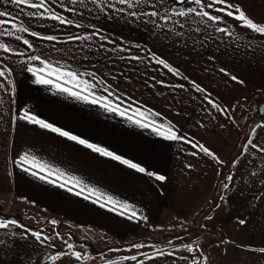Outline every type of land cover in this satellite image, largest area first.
<instances>
[{"label":"snow or ice","instance_id":"snow-or-ice-1","mask_svg":"<svg viewBox=\"0 0 264 264\" xmlns=\"http://www.w3.org/2000/svg\"><path fill=\"white\" fill-rule=\"evenodd\" d=\"M0 5L9 6L0 7V122L7 123L6 135L15 133L23 122L159 182L162 193L168 180L163 171L113 150L104 142H96L92 137L42 118L29 105L19 104L21 82L17 80L16 73L22 72L30 74L25 79H30L34 86L95 106L101 115L107 114L108 119L119 117L123 123L159 138L161 146L175 149L182 171L195 169L201 157L212 161L218 168L225 166L226 161L216 150L184 131L178 119L158 110L151 100L162 99L175 117L190 115L186 109L182 111L181 105L198 104L197 110L205 112L211 119H217L219 115L236 123L235 112L247 104L248 97L236 99L234 103H223L218 96L213 98L210 88L168 53L175 51L180 56L183 51V59L191 60L194 68L205 73L218 72L223 74L222 78L236 85H245V79L219 63L224 45L233 53L243 50L245 55L255 56L259 52L264 58V20L258 21L251 15L244 0H0ZM228 18H233L231 23ZM101 19L105 23H100ZM108 21L140 28L146 39H131L123 32L110 30L106 27ZM236 22L248 30L247 35L236 30ZM43 48L49 51L43 52ZM169 76L173 79L166 78ZM142 88L148 99L144 94L139 98L133 95L141 92ZM259 111H264V108H259ZM195 123L200 128L206 126L202 120ZM220 126L224 127L223 124ZM261 128H264V118L250 125L246 143L241 146L237 157L227 162L232 170L223 176L222 182L218 178L221 203H214V209H221V204L228 206L231 192L238 188L235 177L242 159L248 162V156L256 157L257 152L264 154V144L254 143L257 130ZM7 159L12 166L7 173L10 177L18 168L35 180L64 189L120 217L130 221H149L135 203L106 193L81 177L41 161L34 153V146L25 147ZM260 159L264 161V155ZM257 181L264 189V169L251 172L245 183ZM20 199L26 197L21 196ZM253 200L256 206L264 202V191L254 193ZM212 211L213 206H210L203 219L212 220ZM236 221L241 226L247 224L240 216ZM47 223L56 226V230H45L44 226L34 228L15 218L0 216V229L7 230L6 235L10 232L12 243L8 247H16L17 241L30 247L33 260L38 264H84L91 260L92 253L80 250L72 240L71 232L64 234L58 230L59 220L53 218ZM188 223L185 219L179 225L185 233L188 232ZM151 227L164 230L165 226ZM175 227L170 224L167 229L171 233ZM200 227L205 231L191 240L173 234L167 242H159V246L152 240L125 243L121 248L129 254L120 255L118 260L124 264H211V257L205 243H202L203 236L211 230L204 224ZM57 240L60 241L59 248L54 242ZM220 242L235 244L231 240ZM6 243L0 241V245ZM240 247L264 254V244H241ZM224 251L227 252V248ZM100 258L101 264H115L102 254Z\"/></svg>","mask_w":264,"mask_h":264},{"label":"crops","instance_id":"crops-1","mask_svg":"<svg viewBox=\"0 0 264 264\" xmlns=\"http://www.w3.org/2000/svg\"><path fill=\"white\" fill-rule=\"evenodd\" d=\"M244 4L249 13L258 21L264 20V0H244ZM228 20L231 23L233 18H228ZM99 22L105 23L103 19ZM106 27L117 33L123 32L131 39H146V35L140 28L111 21L106 22ZM235 27L237 31L247 35L248 30L244 29L239 22L235 23ZM37 30L43 29L38 28ZM252 35L256 34L252 33ZM41 50L49 51L47 48ZM229 53L232 54L229 55ZM168 55L175 62L187 68L198 81L208 86L213 92V98L218 96L223 103H234L236 99L248 97L247 104L235 112L236 123L219 115L213 120L205 112L197 110L198 104L181 105L182 111L186 109L190 115L175 117L162 99L151 100L158 110L167 112L170 118L178 119L184 131L192 133L197 139L216 150L226 161L223 168H218L212 161L201 157L195 169L182 171V165L176 158L175 149L161 146L159 138L123 123L119 117L108 119L107 114L101 115L100 109L95 106L77 102L63 94L49 92L43 87L34 86L30 79H25L30 74L17 72L16 78L21 82L19 104L29 105L42 118L71 128L78 134L92 137L96 142H104L113 150L135 157L150 168L163 171L168 176V180L163 185L164 192L162 193L159 191V182L126 169L116 162L97 157L89 150L55 134L44 133L42 130L35 129V126L20 122L15 133L9 132L6 135L4 129L7 128V123L0 122V216L15 218L34 228L44 226L45 230H56V226L48 224L47 221L57 219L60 221L58 230L61 233L71 232L72 240L87 242L100 250L137 241L152 228L151 225H165L171 217L179 216L184 219L189 215L198 214L201 215L198 217V224H204L214 233H219L220 240L216 239L210 249L206 250L211 257V264H214L213 253L216 257L218 250L223 251L230 244L220 242L229 240L225 220H228L232 214L238 213L230 204L227 207L221 204V209H214V203H221L219 200L221 192L217 187L218 178L222 182L223 176L232 170L227 162L231 161L236 154L238 155L241 146L246 143L250 125L264 118H261L257 112L264 96V58L259 52L251 56L245 55L243 50L233 53L227 45L222 46L219 63L229 67L246 81L245 85H236L235 82L222 78L223 74L211 71L205 73L199 68H194L191 60L183 59L185 55L183 51L180 56H177L175 51ZM140 71H144L142 66ZM156 74L150 73V75ZM166 78L173 79L171 76ZM120 83L124 82L120 81ZM142 94H144L143 88L141 92L133 93L137 98ZM144 98L148 99L146 94ZM169 100H171V94H169ZM256 114L259 119L251 123L250 121ZM4 115L7 118L6 112ZM245 116L248 118L245 119ZM239 118H243V121ZM197 120H202L206 126L200 128L195 123ZM248 121L249 126L245 136L243 135L244 123ZM221 124L224 127H221ZM13 136L15 137L14 142ZM5 140L8 141L7 145ZM153 141L156 142L153 143ZM254 143L264 144V128L257 130ZM33 146L34 153L41 161L81 177L86 183L106 193L135 203L143 214L149 217V221L147 223L143 220L130 221L120 217L91 201L67 193L64 189L35 180L18 168L15 169L14 176H8L7 173L12 170V166L7 157L24 150L25 147ZM250 151L257 150L250 149ZM261 155L264 154L257 152L256 157L248 156L246 158L248 162L242 159L236 174L240 180L239 190L248 187L245 181L248 180L251 172H260L264 169V161L260 159ZM187 158L193 159L192 157ZM259 191H264V189ZM248 193L253 195L256 192L244 191V195ZM21 196L26 199L21 200ZM32 201L35 203L33 204ZM210 206H213L210 214L214 218L204 220L203 216L209 213ZM254 210L255 207H245L242 213L248 215ZM257 210L264 214V205L258 207ZM13 230L19 231L18 229ZM6 231L0 229V241H7L6 244L0 245V264H38L33 260V250L30 247L19 241L16 247H8L12 241L9 239L10 232L6 235ZM54 242L59 248L60 241ZM115 264H124V262Z\"/></svg>","mask_w":264,"mask_h":264},{"label":"rangeland","instance_id":"rangeland-1","mask_svg":"<svg viewBox=\"0 0 264 264\" xmlns=\"http://www.w3.org/2000/svg\"><path fill=\"white\" fill-rule=\"evenodd\" d=\"M0 7H9L5 5H0ZM15 11V9H12ZM264 98V96L262 97ZM250 121L255 122L259 119L258 115H254ZM240 121H243V118H239ZM245 121V120H244ZM249 121L244 123L243 135L246 136V129H248ZM236 184H240V180L238 176L236 177ZM259 190H262L258 181L253 184H248L246 189L239 190L238 188L234 189L229 196V204L232 206L238 213L232 214L230 218L225 220V227L227 228V236L229 240L235 241V244L230 243L227 248V252L224 250H218L217 255L215 257V253H213L214 264H264V254L258 252L246 251L242 247L241 244H253V245H262L264 244V214L257 210V208L262 207L264 204L260 203L259 206H256V202L253 200V195L248 193L244 195V191H252L259 194ZM245 207H255V210L250 214H243L242 211ZM201 216V215H200ZM198 214H192L184 219L177 217H171L166 223L164 230L161 229H153L147 230L143 237L137 241H143L147 243L149 240L157 241L158 246L159 242H167V239L171 237V235H181L185 240L193 239L198 233H203L205 231L204 228L200 227L198 224ZM240 216L241 218L247 221L246 225H238L236 221V217ZM188 220L189 223L186 225L188 232L185 233L179 225L183 223L184 220ZM176 225L175 228L171 230V233L168 231V225ZM216 239L220 240L219 233H214L213 231H209L208 234L203 236L202 243H205L206 250L211 247V244L215 242ZM78 242L79 248L82 251H89L92 253V258L90 261H85L84 264H101L100 254L106 256L110 260L117 262L119 261L118 257L120 255L129 254L127 251L123 250L121 246L123 244L116 245L111 247L112 251H108L109 248L100 249L94 247L93 245H89L87 242L76 241ZM177 243L179 240L176 241ZM224 248V249H225ZM117 249H120L119 251ZM134 251V250H133ZM224 252V253H223ZM94 257V258H93ZM222 258V259H221Z\"/></svg>","mask_w":264,"mask_h":264},{"label":"water","instance_id":"water-1","mask_svg":"<svg viewBox=\"0 0 264 264\" xmlns=\"http://www.w3.org/2000/svg\"><path fill=\"white\" fill-rule=\"evenodd\" d=\"M259 108H264V98L261 99V102L257 109L258 115L262 118L264 117V111H259Z\"/></svg>","mask_w":264,"mask_h":264},{"label":"trees","instance_id":"trees-1","mask_svg":"<svg viewBox=\"0 0 264 264\" xmlns=\"http://www.w3.org/2000/svg\"><path fill=\"white\" fill-rule=\"evenodd\" d=\"M236 156H237V154H236L235 156H233L232 159L235 158ZM232 159H231V160H232ZM76 243L78 244V242H76Z\"/></svg>","mask_w":264,"mask_h":264}]
</instances>
